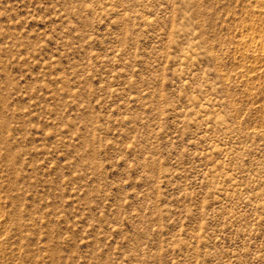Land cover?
<instances>
[{
	"label": "rangeland",
	"instance_id": "obj_1",
	"mask_svg": "<svg viewBox=\"0 0 264 264\" xmlns=\"http://www.w3.org/2000/svg\"><path fill=\"white\" fill-rule=\"evenodd\" d=\"M0 264H264V0H0Z\"/></svg>",
	"mask_w": 264,
	"mask_h": 264
}]
</instances>
